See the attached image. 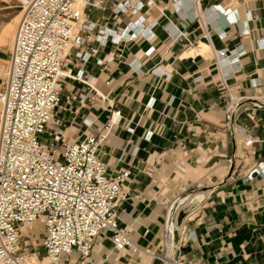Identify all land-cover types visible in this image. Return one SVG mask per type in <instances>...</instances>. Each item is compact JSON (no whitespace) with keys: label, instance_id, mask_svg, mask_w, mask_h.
Here are the masks:
<instances>
[{"label":"crops","instance_id":"crops-1","mask_svg":"<svg viewBox=\"0 0 264 264\" xmlns=\"http://www.w3.org/2000/svg\"><path fill=\"white\" fill-rule=\"evenodd\" d=\"M102 1L104 9L88 8L98 26L117 32L131 26L135 15L112 13L119 0ZM139 14L151 36L109 41L86 62L71 56L67 67H81L91 86L65 78L52 110L65 138L79 140L95 135L120 108L98 155L110 174L130 170L117 211L139 250L112 249L103 231L88 258L73 252L56 264H162L169 208L199 190L203 197L174 228V254L184 264H264V174L254 170L264 161V47L257 46L264 0H153ZM238 46L244 51L235 67L228 58ZM218 49L227 59L221 65ZM222 80L233 96L247 99L228 127Z\"/></svg>","mask_w":264,"mask_h":264},{"label":"built area","instance_id":"built-area-1","mask_svg":"<svg viewBox=\"0 0 264 264\" xmlns=\"http://www.w3.org/2000/svg\"><path fill=\"white\" fill-rule=\"evenodd\" d=\"M152 2L117 1L111 8L116 19L126 11L136 16L131 26L117 32L98 26L90 17L88 8L104 9L102 0H23L8 49V63L0 76L1 264H37L36 253L22 241L23 229L34 220L42 223L41 245L52 263L73 252L82 260L88 258L103 231L109 233L112 249L139 250L127 228L121 225L117 211L130 170L122 167L110 174L98 155L111 125L122 117L120 108L111 111L107 124L95 135L79 140L65 138L60 120L52 117V110L60 105L65 78H77L90 85L91 76L85 75L81 67L75 72L67 67L71 56L86 62L109 41L150 37L151 29L143 25L139 10ZM192 2L196 4L197 0ZM257 46L264 47V38L257 41ZM151 50L150 47L145 53ZM231 51L228 60L239 67L238 53L244 50L238 46ZM214 55L217 65L226 63L222 49L215 50ZM112 58L108 56L106 61ZM103 61L96 58L95 63ZM221 89L228 127L236 109L247 99L233 96L225 80ZM83 121L91 122L87 117ZM251 141L245 139L246 144ZM254 170L264 174V161L257 162ZM186 238L193 237L188 233ZM166 240L165 222L159 258L162 264H184L174 254L177 247L173 237V253L167 257Z\"/></svg>","mask_w":264,"mask_h":264},{"label":"rangeland","instance_id":"rangeland-1","mask_svg":"<svg viewBox=\"0 0 264 264\" xmlns=\"http://www.w3.org/2000/svg\"><path fill=\"white\" fill-rule=\"evenodd\" d=\"M22 2L23 0H0V57H2L0 58V70L3 72L8 63V49L13 41L10 36L12 32L14 34V30L16 29L22 10ZM32 228L31 232L29 231L30 228L25 231L23 229L22 241L28 243L29 248L36 253L40 263H43L42 261L44 260L49 262L41 245L42 223L36 221L32 225Z\"/></svg>","mask_w":264,"mask_h":264},{"label":"bare ground","instance_id":"bare-ground-1","mask_svg":"<svg viewBox=\"0 0 264 264\" xmlns=\"http://www.w3.org/2000/svg\"><path fill=\"white\" fill-rule=\"evenodd\" d=\"M14 33H15V30H14ZM10 37L13 40V37H14L13 32L11 33ZM0 74L3 75V71L0 70ZM203 195H204L203 191L201 190L193 191L189 193L188 195L176 200L170 206L168 214H167V218H166V226H167V240L166 241H167V248H168L167 257H171L173 253V249H172L173 229L177 226V224L182 222L185 211L194 208L198 204V202L201 200ZM29 227L24 228V231L27 230ZM49 262L50 264H56V263H52L50 260ZM36 263L42 264L38 261H36Z\"/></svg>","mask_w":264,"mask_h":264},{"label":"water","instance_id":"water-1","mask_svg":"<svg viewBox=\"0 0 264 264\" xmlns=\"http://www.w3.org/2000/svg\"><path fill=\"white\" fill-rule=\"evenodd\" d=\"M187 211H188V210H187ZM187 211H185L184 215L186 214ZM184 215H183V216H184ZM179 224H180V223H179ZM177 225H178V224H177Z\"/></svg>","mask_w":264,"mask_h":264}]
</instances>
